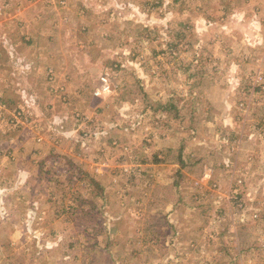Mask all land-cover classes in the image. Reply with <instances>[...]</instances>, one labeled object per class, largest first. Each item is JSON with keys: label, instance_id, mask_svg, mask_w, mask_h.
Returning a JSON list of instances; mask_svg holds the SVG:
<instances>
[{"label": "rangeland", "instance_id": "374dc122", "mask_svg": "<svg viewBox=\"0 0 264 264\" xmlns=\"http://www.w3.org/2000/svg\"><path fill=\"white\" fill-rule=\"evenodd\" d=\"M0 264H264V0H0Z\"/></svg>", "mask_w": 264, "mask_h": 264}, {"label": "trees", "instance_id": "16d2710c", "mask_svg": "<svg viewBox=\"0 0 264 264\" xmlns=\"http://www.w3.org/2000/svg\"><path fill=\"white\" fill-rule=\"evenodd\" d=\"M31 43V42H30ZM171 108H173V109H175V107H173V106H171ZM165 110H169L167 107L166 108H164ZM92 181H94L93 179H92ZM96 185H97V183H96Z\"/></svg>", "mask_w": 264, "mask_h": 264}, {"label": "built area", "instance_id": "2783aa9c", "mask_svg": "<svg viewBox=\"0 0 264 264\" xmlns=\"http://www.w3.org/2000/svg\"><path fill=\"white\" fill-rule=\"evenodd\" d=\"M103 81H104V84H106V83H107V81H106L105 79H103Z\"/></svg>", "mask_w": 264, "mask_h": 264}]
</instances>
